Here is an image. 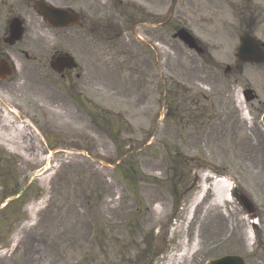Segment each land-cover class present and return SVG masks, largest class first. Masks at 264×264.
<instances>
[{"label": "rangeland", "instance_id": "obj_1", "mask_svg": "<svg viewBox=\"0 0 264 264\" xmlns=\"http://www.w3.org/2000/svg\"><path fill=\"white\" fill-rule=\"evenodd\" d=\"M43 1L77 9L76 0ZM149 1L162 22L161 65L136 42L139 25L126 22L128 51L100 42L96 85H79L77 71L62 81L50 59L67 53L90 65L89 45L79 48L75 27H45L43 48L34 44L30 52L41 66L24 92L13 81L0 83V109L25 124L19 139L10 137L19 149L0 145V264H205L225 255L264 264V132L247 125L250 134L239 133L230 120L234 109L242 113L234 65L229 75L227 65H194L191 73L189 51L172 38L184 28L210 43L208 30L236 29L233 6L215 0L209 14L202 0ZM30 20L39 22L34 11ZM212 72V84L194 82ZM203 106L216 116L222 109L227 125L206 124ZM212 180L231 191L208 210L217 197ZM234 191L262 216L257 228Z\"/></svg>", "mask_w": 264, "mask_h": 264}, {"label": "flooded vegetation", "instance_id": "obj_2", "mask_svg": "<svg viewBox=\"0 0 264 264\" xmlns=\"http://www.w3.org/2000/svg\"><path fill=\"white\" fill-rule=\"evenodd\" d=\"M37 0H0V62L6 63L12 70V77L7 79L17 84L16 88L24 92V87L29 84L30 78L34 76L36 70L40 69L41 65H33L36 57L31 55L32 45H37L43 48L41 37L44 35V28L47 26L41 18L36 15L39 22L30 20V11H34L35 2ZM78 15V23L75 26L76 39L79 48L85 49L89 45V54L91 59L90 65H77L74 75L75 81H79V85L87 83L90 87L97 84L98 76V49L100 42L105 38L109 42V46H119L124 52L129 50V43L126 42L122 26L130 21V17L135 20L136 15L130 12V5L123 0H89L87 5L84 0H76ZM221 1V0H219ZM224 1V0H223ZM228 6H233L235 16V28L227 30H211L207 31L209 42L203 44L197 40V45L201 48L199 54L189 51L186 58V65H190V71H194V65H234L233 75L236 84H241L242 91L246 97H254V100L246 103L248 113L247 120L242 117L239 109L233 110V115L230 120H233L235 129L239 133L250 134L247 131V125L260 126L259 118L264 114V0H225ZM215 0H202V6H205V11L210 14L213 8L211 4ZM141 6L137 9V24L140 31L137 34V43L141 46V51H149L154 55L153 65H161V18L158 13V4L155 2L153 12L150 11L151 2L141 1ZM131 13V14H130ZM208 14V15H209ZM14 19H19L20 25L23 28V35L17 44H21L23 49L16 47L17 44L9 46L4 44V41L10 37V26ZM48 29V28H47ZM90 38L89 44L86 39ZM243 38H250L256 42V46L250 45L244 47L247 49L244 54L239 55L238 50L241 46ZM112 43V44H110ZM233 43H237L232 46ZM92 60V58H94ZM55 57H52L54 59ZM259 61V62H258ZM93 63V64H92ZM44 66V65H43ZM89 67V68H88ZM89 70V73H88ZM71 71H65L59 79L67 81L70 79ZM225 73V72H224ZM229 73L225 75H229ZM215 73H208L206 77H195L194 82L210 85L214 82ZM251 79L258 81L257 86H252ZM5 80V81H7ZM5 81H0L5 82ZM83 82V83H82ZM258 87L262 94H257ZM251 91V93H247ZM257 94V95H256ZM193 97V93L189 94ZM81 97V92L79 91ZM202 100L210 99L204 94H201ZM191 105H198L199 100L191 98ZM233 106H236L235 104ZM199 117L205 118L206 124H211L210 118L214 121L218 119L222 124L227 125L224 117V111H217V116L214 110L205 109L204 106L198 110ZM216 117V118H215ZM196 119L191 122L196 123ZM224 137V136H223ZM222 137V138H223ZM253 138L252 135H250ZM249 138V137H248ZM251 140V139H248ZM253 140V139H252ZM253 218H256V224L262 220V216L255 210ZM259 226V225H258ZM257 228V227H256Z\"/></svg>", "mask_w": 264, "mask_h": 264}, {"label": "water", "instance_id": "obj_3", "mask_svg": "<svg viewBox=\"0 0 264 264\" xmlns=\"http://www.w3.org/2000/svg\"><path fill=\"white\" fill-rule=\"evenodd\" d=\"M37 11L39 14H41L44 19L48 22L49 20H52L54 23L51 24L52 27H64L66 24L73 25L76 22V17L70 16L65 11H59L55 10L49 6L38 4ZM65 20V23L63 22ZM59 21V22H57ZM11 33L12 35L8 39L7 42L9 44H13L16 41L20 40L21 37V28L17 21H14V23L11 26ZM174 38H178L184 45H186L189 49H197L195 46V43L191 36L185 31V30H179ZM52 69L60 73L63 68L71 69L74 67L73 59L69 56L59 57L54 61V64H51ZM10 73H8V69L5 66L0 65V79H4L5 77L9 76ZM264 119V118H263ZM239 202L243 206L244 210L251 215L253 213V207L250 204V202L242 197L239 196ZM206 264H244L243 260L237 256H224L220 259L211 260L207 262Z\"/></svg>", "mask_w": 264, "mask_h": 264}, {"label": "bare ground", "instance_id": "obj_4", "mask_svg": "<svg viewBox=\"0 0 264 264\" xmlns=\"http://www.w3.org/2000/svg\"><path fill=\"white\" fill-rule=\"evenodd\" d=\"M17 116L12 113L8 108L0 109V145L7 147L9 150H17L18 147H15L11 142L10 137L13 136L17 140L18 133L24 128L23 122L17 123ZM17 137V138H15ZM19 139V138H18ZM231 190V185L228 183L216 184L214 187V193L216 194V199L214 202L207 208L208 210L215 205L216 203L222 201L227 197L229 191ZM183 256V255H182Z\"/></svg>", "mask_w": 264, "mask_h": 264}, {"label": "trees", "instance_id": "obj_5", "mask_svg": "<svg viewBox=\"0 0 264 264\" xmlns=\"http://www.w3.org/2000/svg\"><path fill=\"white\" fill-rule=\"evenodd\" d=\"M142 254H143L142 256H144L145 253H142Z\"/></svg>", "mask_w": 264, "mask_h": 264}]
</instances>
